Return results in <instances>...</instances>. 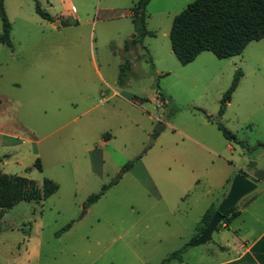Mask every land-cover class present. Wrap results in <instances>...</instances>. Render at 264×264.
<instances>
[{
  "label": "rangeland",
  "instance_id": "rangeland-1",
  "mask_svg": "<svg viewBox=\"0 0 264 264\" xmlns=\"http://www.w3.org/2000/svg\"><path fill=\"white\" fill-rule=\"evenodd\" d=\"M134 1L71 0L74 19L59 16L70 8L60 0H7L11 46L0 42V169L38 185L51 179L58 189L5 211L0 264H157L189 243L191 225L210 203H220L225 187L219 172L227 161L264 166V36L238 55L218 58L205 50L182 65L167 55L169 30L173 16L194 0H151L145 13L152 34L142 38L144 48L127 52L125 42L135 37ZM36 2L59 16V24L40 18ZM147 49L162 74H153ZM125 61L130 69L120 83ZM237 70V85L218 115ZM113 82L138 103L107 99ZM159 91L165 102L148 100ZM206 115L237 141L226 139ZM106 132L111 140L104 143ZM36 158L42 170L33 165ZM196 173L205 178L187 183ZM217 236L215 230L212 240ZM204 246L190 245L183 263L200 258Z\"/></svg>",
  "mask_w": 264,
  "mask_h": 264
},
{
  "label": "trees",
  "instance_id": "trees-1",
  "mask_svg": "<svg viewBox=\"0 0 264 264\" xmlns=\"http://www.w3.org/2000/svg\"><path fill=\"white\" fill-rule=\"evenodd\" d=\"M150 0H135L130 8L131 21L135 31V37L127 40L124 49L128 50L135 44H140L145 35L152 32L146 28L145 9ZM34 10L42 19L53 21L51 15L46 12L38 2ZM1 33L0 42L11 46V24L4 10L3 0H0ZM264 36V0H194L186 5L179 13L173 16L169 30L171 51L182 65L195 59L202 51H211L218 58H226L238 55L252 40H258ZM151 63L150 56L148 58ZM152 64V63H151ZM130 69V62L125 61L120 66L118 81L123 83ZM241 71L237 70L228 89L222 95L218 115L224 112L226 104L230 101L231 93L237 85ZM159 99L163 95L159 91ZM1 102V99H0ZM213 120L222 135L229 141H237L235 134L228 131L216 118L206 115ZM104 137V135H103ZM264 148V144H261ZM134 160L128 161L120 169V173L131 167ZM38 170H42L38 158L33 164ZM118 177L109 184L103 185L98 193L87 198L88 203L96 201L105 190L116 183ZM58 184L51 179L43 178L41 185L28 176L6 173L0 169V218L5 211L20 201L44 200L56 192ZM219 207V206H218ZM210 205L202 214L197 223V234L189 243L180 249L171 252L157 264H168L171 260H181V254L198 237L213 212L218 209ZM238 214L237 204L223 213V220L215 230L223 223H229ZM71 224H67L64 229Z\"/></svg>",
  "mask_w": 264,
  "mask_h": 264
},
{
  "label": "crops",
  "instance_id": "crops-1",
  "mask_svg": "<svg viewBox=\"0 0 264 264\" xmlns=\"http://www.w3.org/2000/svg\"><path fill=\"white\" fill-rule=\"evenodd\" d=\"M16 2V0H9V3ZM63 4H67L70 8L67 11L60 12L59 16H72V18L76 19V16L73 15L75 12V8L71 4V0H60ZM151 1V0H150ZM7 0H3L4 10L7 15L9 21L11 18L7 11ZM36 13V12H35ZM131 17V13L129 12ZM59 16L51 15L53 18L54 25L59 24L60 19ZM41 18V17H40ZM11 24V23H10ZM1 27V21H0ZM1 33V29H0ZM170 41V40H169ZM137 48H144L143 45L135 44L131 46L127 52L134 51ZM171 49V47H170ZM148 54L150 55L151 63L153 65L154 72L153 74H162L163 71L157 67V59L150 49H147ZM172 51L167 52V55L170 56ZM174 55V54H173ZM137 56V55H136ZM139 56V54H138ZM96 72L101 77L99 70L96 69ZM117 82H113L112 85H108V89L110 94L106 97L107 99L111 98H118L127 103H138L137 97L135 95L129 96L126 91L122 89H116L114 85ZM126 84V83H125ZM125 86V85H124ZM102 95H105L102 94ZM150 101L155 102L157 105H160L161 102H165V98L159 99L157 95L155 97L151 96ZM163 110V108H161ZM151 119H155L160 121L158 117H154L152 114H149ZM77 117H72L70 120L75 121ZM168 124V123H167ZM168 126L174 130L172 124H168ZM184 139H188L192 141L199 149L204 151H208L212 154L217 155L218 153L214 151L211 147L203 143L202 141L184 133L182 130H177ZM0 134L4 135L3 132ZM104 135V143L110 142V133L106 132ZM243 144V142H241ZM264 144V143H262ZM92 147H88L89 150ZM225 160V158H223ZM139 161V159L137 160ZM223 169L220 170L219 180L220 185L225 187L224 193L222 195V199L225 197L227 190L229 188V184L231 178L237 172H241L248 176L249 178L253 179L258 184V190L256 194H253L249 198H241L237 203V210L238 214L227 224L223 223L219 229H217V239L211 240L204 244L205 248L200 254V258L191 262V263H183L182 260H177L178 264H264V166L260 167L255 164V168H249V166L243 165L241 159H237L235 162L227 161ZM201 178H205L202 174L199 175L198 173L194 174L193 176L189 177L187 183H195L199 182ZM261 184V185H260ZM220 201V203H221ZM220 203L216 206L214 203H210L214 207H218ZM209 205V206H210ZM208 206V207H209ZM207 207V208H208ZM207 208L201 213L199 219L201 218L202 214L207 210ZM198 219V221H199ZM197 224L196 222L191 225L192 233L191 237L193 238L197 234ZM213 235V233H212ZM188 249V248H187ZM184 251V253L187 251ZM183 255V253H182ZM182 259V258H181Z\"/></svg>",
  "mask_w": 264,
  "mask_h": 264
},
{
  "label": "water",
  "instance_id": "water-1",
  "mask_svg": "<svg viewBox=\"0 0 264 264\" xmlns=\"http://www.w3.org/2000/svg\"><path fill=\"white\" fill-rule=\"evenodd\" d=\"M249 168H255V163L250 162ZM258 184L253 179L249 178L241 172H237L231 178L229 188L217 210H215L198 237L191 243L193 246H198L209 242L212 238V233L215 231L218 224L223 220V213L234 207L238 201L255 190Z\"/></svg>",
  "mask_w": 264,
  "mask_h": 264
}]
</instances>
